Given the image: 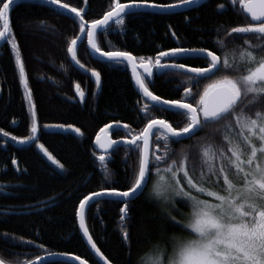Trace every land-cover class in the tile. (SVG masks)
<instances>
[{"label": "trees", "instance_id": "trees-1", "mask_svg": "<svg viewBox=\"0 0 264 264\" xmlns=\"http://www.w3.org/2000/svg\"><path fill=\"white\" fill-rule=\"evenodd\" d=\"M61 2L83 8L82 15L87 23L102 19L112 6V0ZM154 2L171 5L180 0ZM221 4L223 8L219 7ZM247 19L230 0H208L193 9L169 14L135 12L125 18L124 28L113 22L106 30L98 32L96 43L103 51H127L137 59L144 57L146 60H155L160 51L176 47L214 51L218 36L223 37L231 27L244 25ZM9 23L29 80L39 133L38 140L29 145L16 144L17 140L32 135L31 109L20 84L11 46L6 42L0 44V258L12 264H24L49 253H62L75 255L89 264H102L81 234L76 215L79 201L112 187L126 190L134 179L138 160L128 145L115 147L106 155L111 173L106 180L98 160L102 154L94 145L96 135L104 126L116 122L129 125L135 134L142 132L148 118L165 119L174 127H183L184 120L173 115L176 110L153 109L146 118L139 111L146 101L136 89L126 64L95 59L86 35L79 32L78 19L58 5L48 0H14ZM76 36L83 37L76 49L83 68L67 52L70 40ZM241 43V39H236L229 47ZM171 60L168 57L162 62ZM177 61L188 67L207 66L206 62L195 58H177ZM92 71L101 75L99 87L92 81ZM164 72V75H155L154 83L149 85L150 91L162 99H181L191 74ZM216 78L195 77L193 82L198 83L194 92H202ZM76 84L88 93L83 106L75 96ZM45 125H71L79 128L81 134L60 133ZM216 127L213 125L173 148L179 152L187 145L196 144ZM4 132L9 135L4 136ZM110 133L113 139L127 136L124 128L111 129ZM37 143L63 167L49 160ZM150 188L151 183L143 194L130 200L129 243L124 241L120 230L121 200L102 199L88 206L85 217L90 235L112 264H149L148 257L154 252V245L167 244L173 235H185L180 228L169 224L155 203L147 199ZM177 219L182 217L177 215Z\"/></svg>", "mask_w": 264, "mask_h": 264}, {"label": "snow or ice", "instance_id": "snow-or-ice-1", "mask_svg": "<svg viewBox=\"0 0 264 264\" xmlns=\"http://www.w3.org/2000/svg\"><path fill=\"white\" fill-rule=\"evenodd\" d=\"M180 2L191 4L197 0ZM230 2L234 7L238 5L249 19L242 26L231 27L223 37L218 36L216 50L176 47L160 51L155 60H146L144 57L137 59L127 51H101L96 43L97 31L109 26L110 22L124 28L125 18L135 14L130 12L131 9L170 8L175 5L160 4L154 0H128L127 3L112 0V6L103 18L92 21L89 26L82 15L83 8L71 7L61 0H48V3L75 14L79 21V32L87 36V42L95 52L114 61L116 65L127 62L142 98L151 102L143 103L139 109L146 118L153 109H175L173 115H179L184 120L183 127H174L165 119L148 118L142 132L135 134L129 125H123L127 136L122 142L136 153L138 160L131 186L126 190L112 187L84 196L76 211L83 236L102 261L105 258L85 226L86 208L95 202L96 197H121L120 230L124 241L129 243L127 221L130 199L137 192L143 194V190L151 183L147 199L155 203L169 224L180 228L185 235H173L167 244L154 245V252L148 257L150 264H264V0ZM13 3L14 0H0V40L11 46L20 84L31 109L32 135L18 140L24 144L38 140V128L21 51L9 23V11ZM219 7L223 8L224 5ZM82 38L74 37L67 47L72 60L81 68L84 65L77 59L76 46ZM236 39H241L242 43L229 47ZM168 57L172 58L170 62H162ZM177 58L199 59L206 62L207 66L186 67ZM138 68L145 75H141ZM165 69H179L182 74H191L185 82L181 99H162L150 91L149 85L154 83L155 75H164ZM91 75L99 87L100 73L92 71ZM195 77L218 78L202 92H194L198 83L193 82ZM76 91L83 100L85 93L79 84L76 85ZM213 125L217 127L196 144L187 145L179 152L173 148V145L190 141ZM115 126L121 127L119 122ZM44 127H57L81 134L79 128L73 129L71 125ZM105 127L110 129L112 125ZM3 135L8 136L9 133L4 132ZM11 138L17 140L15 136ZM119 143L112 139L102 140L99 136L96 138V144L105 152L114 146L118 147ZM37 147L53 163L58 164L42 144L37 143ZM98 160L105 179H109L111 173L105 155H99ZM178 204L189 209L186 216L180 213ZM177 215L182 219H177ZM0 264L12 262L0 258ZM24 264L34 262L25 261ZM80 264L86 262L81 261Z\"/></svg>", "mask_w": 264, "mask_h": 264}, {"label": "water", "instance_id": "water-1", "mask_svg": "<svg viewBox=\"0 0 264 264\" xmlns=\"http://www.w3.org/2000/svg\"><path fill=\"white\" fill-rule=\"evenodd\" d=\"M206 1L208 0H197V2H194V3H191V4H182L181 2L180 3H176V4H171V5H175L174 7H170V8H151V7H142V8H137V9H131L130 12L132 13H135V12H139V11H151V12H156V13H162V14H169V13H175V12H180V11H186V10H189V9H193L195 7H198L199 5L205 3ZM59 7V6H58ZM62 11L66 12V13H70V14H74V13H71L70 11L66 10V9H63L61 7H59ZM75 15V14H74ZM249 18V17H248ZM113 22H110V24H112ZM89 26L91 25V23H87ZM108 28V26L106 28H101L97 31L100 32V31H104ZM96 37H97V34H96ZM86 39H87V36H86ZM5 43V41H2L0 44L3 45ZM88 44V42H87ZM88 48L92 54V56L97 59V60H100V61H106V62H114V61H110L108 60L106 57H103L101 56L99 53L95 52L91 46L88 44ZM76 49H77V46H76ZM103 51V50H101ZM135 57V56H134ZM126 66L128 67L129 71L131 72V75H132V69L129 65H127V62H125ZM188 67V66H186ZM165 70H173V71H180L179 69H165ZM97 72V71H96ZM138 72L141 74V75H145L143 73V70L142 69H139L138 68ZM92 76V75H91ZM133 78V76H132ZM92 81L95 83V78L92 76ZM134 83H135V80L133 79ZM96 84V83H95ZM77 85V84H76ZM76 85L74 86V92H75V96H76V99L77 101L83 106L84 103H85V100L87 98V90H84L80 87L81 91H83L85 93L84 95V98L83 100H81V98L77 95V91H76ZM100 86V85H99ZM135 86H136V89L139 91L138 89V86L136 85L135 83ZM140 95L142 96V93L139 91ZM154 94V93H153ZM155 95V94H154ZM144 99V98H143ZM147 103H151L150 101H147L146 99H144ZM33 102V100H32ZM171 110H175V109H171ZM36 124H37V128H38V132H37V137H38V133H39V126H38V121H37V115H36ZM116 123H111V124H108V125H112V127L109 129V128H106L105 126L102 128L104 129V131L102 132L101 129L100 131L98 132V134L96 135L95 139H94V145L96 146V148L98 149V151L102 154V155H106L111 153L114 148L116 146H114L113 149H109L107 152H105L103 149H101L97 144H96V138L97 136H99L102 140H107V139H112V140H117L119 141V146H123V145H126L124 144L122 141H123V138L122 139H113L112 136H111V133H110V130L111 129H119V128H123V124H120L121 127L117 128L115 126ZM74 129V127H72ZM52 130H55V131H58L60 133H68V132H74L72 130H68V131H64L60 128H57V127H51ZM76 133V132H75ZM130 139V138H129ZM35 141H29L28 143H24V144H21L18 142V140L16 141V144L17 145H29L31 143H33ZM42 151V150H41ZM42 153L44 154V152L42 151ZM48 158V156H46ZM49 159V158H48ZM50 160V159H49ZM52 161V160H51ZM56 161V160H55ZM53 162V161H52ZM141 192H137L134 196L131 197L130 200L134 199L135 197H137L138 195H140ZM102 199H116V200H121L122 198L121 197H118V196H115V195H103V196H100V197H96L95 198V201H99V200H102ZM88 208V207H87ZM86 208V210H87ZM85 215H86V211H85ZM78 224H79V218H78ZM85 226L87 227V223H86V217H85ZM80 228V227H79ZM88 228V227H87ZM81 231V229H80ZM89 231V230H88ZM81 234L83 236V233L81 231ZM90 234V232H89ZM86 244L88 245V247L91 249V251L94 253V255L98 258V260L102 263V264H105V261H107V264H112L111 262H109L106 257L104 256L105 260L102 261L100 260L99 256L96 255L95 251L91 248V245H89L87 243V238H85L83 236ZM94 242V241H93ZM56 261H59V262H68V263H73V264H80L81 261H85L84 259L82 258H79L77 259V256L75 255H70V254H62V253H49V254H46V255H43L39 258H36L33 260L34 264H47V263H51V262H56ZM86 264H89L87 261H85Z\"/></svg>", "mask_w": 264, "mask_h": 264}, {"label": "rangeland", "instance_id": "rangeland-1", "mask_svg": "<svg viewBox=\"0 0 264 264\" xmlns=\"http://www.w3.org/2000/svg\"><path fill=\"white\" fill-rule=\"evenodd\" d=\"M177 207L179 208L180 213L184 214V216L188 214L189 209L185 207L183 204H178ZM149 264H150V260H149Z\"/></svg>", "mask_w": 264, "mask_h": 264}]
</instances>
